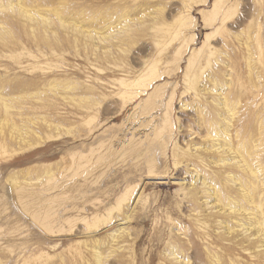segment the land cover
Wrapping results in <instances>:
<instances>
[{"label":"rangeland","instance_id":"rangeland-1","mask_svg":"<svg viewBox=\"0 0 264 264\" xmlns=\"http://www.w3.org/2000/svg\"><path fill=\"white\" fill-rule=\"evenodd\" d=\"M225 96L264 167V0H0V264H264L193 193Z\"/></svg>","mask_w":264,"mask_h":264},{"label":"bare ground","instance_id":"bare-ground-1","mask_svg":"<svg viewBox=\"0 0 264 264\" xmlns=\"http://www.w3.org/2000/svg\"><path fill=\"white\" fill-rule=\"evenodd\" d=\"M214 85L216 86L217 83ZM219 103L222 106V111H219L220 121L223 123L218 121L219 124L221 123L220 125H217L218 122L215 125L213 123L212 125L210 123L206 125L207 131L203 136L208 139V144L207 146L203 145V148L208 152L212 150L217 153L218 156H216L218 158L214 161V163L221 166L232 164L237 167L239 171H248L251 177V179H248L251 181L247 179V181H244V179L242 180L241 173H229L226 181L231 183L229 187L233 189L236 188L238 191V193L233 196L224 193L222 189L219 190L218 187L211 183V180L210 182L206 179V177H203L200 182L201 185L197 187V190H193V193L199 195L198 198H205L204 203L207 205L211 204L209 207L212 210L215 209L217 213L223 214L224 218L222 220H217V222L225 224L229 234L234 232L237 233L239 231L241 232V228H245L248 231V229L253 227L255 231L252 233L250 239L255 243L254 245L264 246V176L261 178V175H259V170H261L263 166L260 167V164L259 167H256V163L254 162L255 164H253L252 160H257V151L255 150L256 145L253 146V151L247 150V152H243L241 150V138H239L237 142L233 141L234 135L236 134L237 136L238 133V130L233 132L231 129L232 120L235 116V104L233 105L232 101L228 100L226 96L222 98V101ZM201 123L202 126L206 124L203 119L201 120ZM162 142L164 141L162 140ZM260 156L261 155L258 157ZM259 163H261V160ZM262 165H264L263 162ZM256 196L258 197L256 198ZM241 197L245 200V202H242ZM120 230H122L121 234H125V229ZM119 238L120 235L115 233L111 234L110 241L117 242L114 246L112 245V242L109 243L112 245L110 249L111 252L121 246L118 244ZM174 252L175 251L171 254L174 255ZM93 254L96 261L99 264H102V252L97 250L94 251ZM210 255H213L211 257H215V260L213 261L214 263L222 264L221 259H219L215 253Z\"/></svg>","mask_w":264,"mask_h":264}]
</instances>
